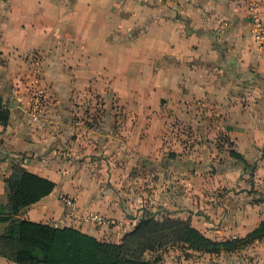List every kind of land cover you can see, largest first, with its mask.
<instances>
[{"label": "crops", "instance_id": "0c3cea01", "mask_svg": "<svg viewBox=\"0 0 264 264\" xmlns=\"http://www.w3.org/2000/svg\"><path fill=\"white\" fill-rule=\"evenodd\" d=\"M255 18L264 24V0H0V95L14 106L9 123L0 124V199L6 202L4 179L19 165L56 183L21 219L116 243L145 212L189 219L216 241L257 229L264 221L257 191L264 187V50ZM92 87H123L130 112L140 111L123 115L122 144L80 147L70 139L83 129L69 115L74 95ZM38 90L45 101L35 112ZM207 117L231 147L213 143ZM173 119L195 123L201 143L177 141L164 127ZM226 150L230 163L203 159ZM183 152L201 157L190 161ZM253 162L249 178L245 165ZM213 184L241 191L217 196ZM63 196L75 203L60 207ZM236 254L235 264H264V237ZM0 264L18 263L0 254Z\"/></svg>", "mask_w": 264, "mask_h": 264}, {"label": "trees", "instance_id": "16d2710c", "mask_svg": "<svg viewBox=\"0 0 264 264\" xmlns=\"http://www.w3.org/2000/svg\"><path fill=\"white\" fill-rule=\"evenodd\" d=\"M10 116L11 110L0 95V124L7 125ZM229 152L245 162L233 149ZM4 184L6 202L0 199V223L10 225L0 234V243L11 251L0 254L18 264H150L145 258L147 254L171 246L187 245L188 251L194 253H221L241 249L264 237V221L244 237L216 241L195 228L189 219H158L145 212L120 243L109 242L76 228H60L18 217L25 207L53 192L56 187L53 180L15 165Z\"/></svg>", "mask_w": 264, "mask_h": 264}, {"label": "rangeland", "instance_id": "374dc122", "mask_svg": "<svg viewBox=\"0 0 264 264\" xmlns=\"http://www.w3.org/2000/svg\"><path fill=\"white\" fill-rule=\"evenodd\" d=\"M139 78V77H137ZM80 89L78 92L74 95V103L69 110L70 114L73 115V119L75 120L76 128L82 127L83 129L78 131L77 129L73 134L70 135V139L73 141V143L77 142L79 143V146L81 145L90 147L95 145H100V147L103 149L106 145L110 144H122L125 138V134H122L118 131L122 130V124H123V115H139L140 111L139 109V102L138 99L135 102L137 106V112H134V108L131 109V112L129 110V105H126L124 103L123 94L124 89L123 87L120 88H110V87H104V88H90V89ZM139 89H135L136 92H138ZM137 97V96H136ZM5 104L8 106V108L11 110V108H14L13 105H10L9 100H4ZM146 107H152V103L148 100L147 104L145 103ZM131 113V114H129ZM111 115H115V122H111ZM209 120L206 121V124L209 128L211 127L212 138L213 143L217 145V147H225L229 146V140L227 137H225L224 130H222L219 126V122L216 120H213L209 117H207ZM200 123V122H199ZM195 123L189 122L183 119H173L172 121H165L164 127L165 129L169 130L170 132L175 133V138L177 141H180V143L185 145L186 147H192L195 146V144H200L203 138L201 137V134L199 133V130L197 127H195ZM111 126V127H110ZM110 127V128H109ZM167 127V128H166ZM220 128V129H219ZM113 132L114 135H110L111 137H108L109 133ZM166 133H169L166 131ZM81 134V135H80ZM113 137H116V141H112ZM206 137L208 138V134H206ZM70 139H68L67 143H70ZM109 142V143H108ZM114 142V143H113ZM209 142V141H208ZM211 142V141H210ZM65 143V144H67ZM64 143H61V147H65L63 145ZM72 144V143H70ZM92 153H88L85 156H72L73 159H85L86 157H92ZM103 156H108V154H105ZM264 156V153L261 155ZM79 157V158H77ZM181 157L188 158L190 161L192 159L197 160L201 157L200 154H187L186 152L181 154ZM91 159V158H89ZM107 160V158H105ZM203 159L206 160L208 163L214 162L217 164H220L221 162L225 161L227 159V162L230 163L231 158L228 154V151H220L217 154H204ZM256 162H253L251 164L245 165V168L248 167V175L249 178L254 176V165H256ZM217 171V167L214 165L213 168L210 170ZM135 173V172H134ZM214 187H216L215 190L214 187L210 188L212 189L210 192L216 193L217 196H221L224 193L227 192H234L238 193L241 191L240 186H233L231 189L226 190L223 189L221 186H218L216 184H213ZM118 188V187H117ZM125 188V187H124ZM124 188L122 190H124ZM121 189V188H120ZM259 195V200L263 199L264 196V187L257 190ZM121 196V195H119ZM2 195L0 196V198ZM70 198L72 203L69 205L67 204L66 200L63 198ZM75 203V198H71L69 196H63L60 197V207L65 206H72ZM56 211H59V207H55ZM199 212L202 213V210L199 209ZM165 218V217H164ZM162 219V218H160ZM9 223H4L2 227H4V231L9 227ZM116 243V242H115ZM214 250L215 248H211ZM238 250H231V251H223L221 253H199V252H192L188 251L187 245H180V246H171L165 249L166 256L164 258L157 253V255H153L151 253L147 254L145 256L146 260L149 261V263L154 264L155 261L163 262V260H167V264L172 263H178V264H188L186 260L183 258H204V259H214V262H217V264H221L224 261L227 263L235 264V256H237L236 252ZM11 249L5 248L3 244L0 243V253L8 252L10 253ZM190 253V254H189ZM187 254H189L188 257H185ZM153 255V256H151ZM207 255V256H205ZM223 255V256H222ZM176 261V262H175Z\"/></svg>", "mask_w": 264, "mask_h": 264}, {"label": "built area", "instance_id": "2783aa9c", "mask_svg": "<svg viewBox=\"0 0 264 264\" xmlns=\"http://www.w3.org/2000/svg\"><path fill=\"white\" fill-rule=\"evenodd\" d=\"M254 25V29H255V34L257 35L258 38H260V42H259V51L262 52L264 50V24L261 20L259 19H254L253 22ZM41 57H39V55H35L34 56V60L37 61V63L40 61ZM45 101L44 95H43V91L42 90H38L35 92L34 95V102L32 105V110L35 112H38L42 106H43V102ZM64 200H66L67 204H71L72 201L70 198H63ZM101 219H99L100 221Z\"/></svg>", "mask_w": 264, "mask_h": 264}, {"label": "water", "instance_id": "95a60500", "mask_svg": "<svg viewBox=\"0 0 264 264\" xmlns=\"http://www.w3.org/2000/svg\"><path fill=\"white\" fill-rule=\"evenodd\" d=\"M10 105H13V104H10Z\"/></svg>", "mask_w": 264, "mask_h": 264}]
</instances>
